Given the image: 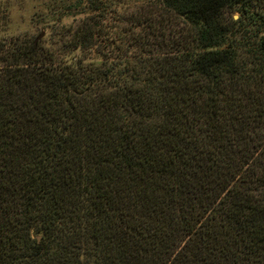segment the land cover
<instances>
[{
    "label": "trees",
    "instance_id": "16d2710c",
    "mask_svg": "<svg viewBox=\"0 0 264 264\" xmlns=\"http://www.w3.org/2000/svg\"><path fill=\"white\" fill-rule=\"evenodd\" d=\"M89 8L0 41V264H264V0Z\"/></svg>",
    "mask_w": 264,
    "mask_h": 264
},
{
    "label": "rangeland",
    "instance_id": "374dc122",
    "mask_svg": "<svg viewBox=\"0 0 264 264\" xmlns=\"http://www.w3.org/2000/svg\"><path fill=\"white\" fill-rule=\"evenodd\" d=\"M91 1L93 5L99 2V6L105 3L109 7L107 16L112 17L116 10L122 15H131L140 8H147L154 0H0V41L9 47L10 41L18 36L36 39L43 33L37 41L61 49L66 42L61 40L58 29L76 23L84 11L92 14ZM72 13L73 16H69ZM60 14L67 16L60 20Z\"/></svg>",
    "mask_w": 264,
    "mask_h": 264
},
{
    "label": "water",
    "instance_id": "95a60500",
    "mask_svg": "<svg viewBox=\"0 0 264 264\" xmlns=\"http://www.w3.org/2000/svg\"><path fill=\"white\" fill-rule=\"evenodd\" d=\"M42 34H43V33H41V35H42ZM41 35H40V36H41ZM40 36H38V37L35 39V42L38 40V38H39Z\"/></svg>",
    "mask_w": 264,
    "mask_h": 264
}]
</instances>
